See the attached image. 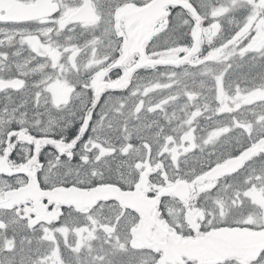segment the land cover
Instances as JSON below:
<instances>
[{
  "label": "snow or ice",
  "instance_id": "1",
  "mask_svg": "<svg viewBox=\"0 0 264 264\" xmlns=\"http://www.w3.org/2000/svg\"><path fill=\"white\" fill-rule=\"evenodd\" d=\"M0 264H264V0H0Z\"/></svg>",
  "mask_w": 264,
  "mask_h": 264
}]
</instances>
